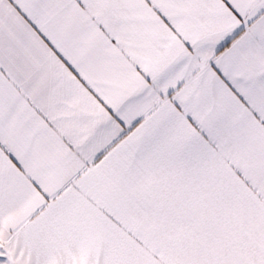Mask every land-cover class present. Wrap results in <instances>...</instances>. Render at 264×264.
<instances>
[{"label": "snow or ice", "instance_id": "6c2138e0", "mask_svg": "<svg viewBox=\"0 0 264 264\" xmlns=\"http://www.w3.org/2000/svg\"><path fill=\"white\" fill-rule=\"evenodd\" d=\"M0 264H264V0H0Z\"/></svg>", "mask_w": 264, "mask_h": 264}]
</instances>
